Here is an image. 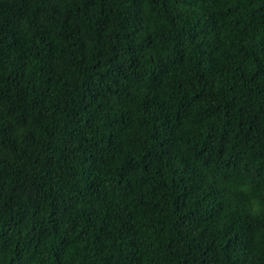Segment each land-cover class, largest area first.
Wrapping results in <instances>:
<instances>
[{"label": "trees", "instance_id": "trees-1", "mask_svg": "<svg viewBox=\"0 0 264 264\" xmlns=\"http://www.w3.org/2000/svg\"><path fill=\"white\" fill-rule=\"evenodd\" d=\"M0 264H264V0H0Z\"/></svg>", "mask_w": 264, "mask_h": 264}]
</instances>
